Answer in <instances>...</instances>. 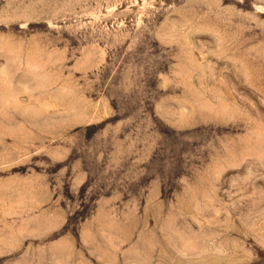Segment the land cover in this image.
I'll return each instance as SVG.
<instances>
[{"label":"rangeland","instance_id":"rangeland-1","mask_svg":"<svg viewBox=\"0 0 264 264\" xmlns=\"http://www.w3.org/2000/svg\"><path fill=\"white\" fill-rule=\"evenodd\" d=\"M0 264H264V0H0Z\"/></svg>","mask_w":264,"mask_h":264}]
</instances>
